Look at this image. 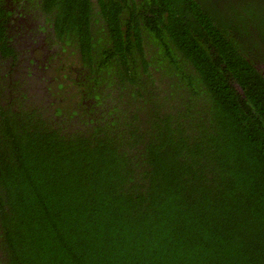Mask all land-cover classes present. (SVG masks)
<instances>
[{
    "label": "trees",
    "instance_id": "trees-1",
    "mask_svg": "<svg viewBox=\"0 0 264 264\" xmlns=\"http://www.w3.org/2000/svg\"><path fill=\"white\" fill-rule=\"evenodd\" d=\"M40 4L91 98L116 79L125 100L108 120L72 112L67 132L0 106V264H264V76L231 38L243 28L198 0Z\"/></svg>",
    "mask_w": 264,
    "mask_h": 264
},
{
    "label": "flooded vegetation",
    "instance_id": "flooded-vegetation-1",
    "mask_svg": "<svg viewBox=\"0 0 264 264\" xmlns=\"http://www.w3.org/2000/svg\"><path fill=\"white\" fill-rule=\"evenodd\" d=\"M91 1L94 5V12L97 14L100 11L98 0ZM2 2L0 8L3 11L0 13V22L4 25L3 36L6 39L4 41L0 40V106L4 107L3 110L8 107L6 104L10 100L11 90L16 85H19L25 99L16 108L14 106V113L21 111L18 109L20 104H34L35 109L33 111L36 114H42L41 111L49 112V117L51 118H47V121L64 122V125L60 126L64 128L63 131L67 132L69 128L67 117L70 111L66 110V113L64 112L65 115L64 113L62 114L61 120L58 119L60 115L56 113L61 107L57 96L59 90L54 92L52 88L48 89L53 81L45 73L48 71L45 68V65H48L46 57L48 55L53 56L54 52L50 50L51 37L60 39L59 35L63 34L56 33L54 28L52 15L55 12L57 13V11L56 9H52V11L46 10L40 4L42 0L38 2L39 4L32 0H2ZM198 3L202 4L205 9L208 7L216 21L222 19V22L229 23L232 28L237 25L243 28L241 29L242 35L240 38L232 29L231 38L244 43L247 47L243 50L246 54L245 58L255 63L257 72L260 71L264 76V0H198ZM248 3L252 4L257 12L258 8L261 11V15L259 14L260 17L262 16L260 28H256L258 19L251 20L252 24L248 23L245 26V22L243 24L234 16L244 11L242 9L244 6L241 5L248 6ZM215 5L218 7L216 8L218 11L214 8ZM146 11L147 9L144 7L141 9L144 14ZM182 14L183 17H187L189 13L186 8L183 9ZM95 18H98L99 21L95 22L94 33L98 30L100 32L101 29L102 33L109 36V30L104 19L100 15ZM189 20H193V17L190 16ZM47 23L48 25L45 26ZM3 44H6V48H3ZM76 49L77 47L74 50ZM6 51L11 52L6 53ZM79 55L81 57L80 53ZM92 78H94V75H91L89 68H84L81 74V81L85 87V98L89 97V99L84 102L87 105L85 111H81L82 113L90 114L91 117L108 120V114L113 109V105H118L116 102H122L125 99L123 96L120 97L121 94L116 91L117 85L109 87L108 83H112L114 79H111L107 84L106 81L99 80L101 84L96 93L98 94L96 96L99 97L96 99L94 97L91 98L86 91L94 90L95 88L96 84L92 81ZM90 108L95 113H90ZM74 110L77 111L76 109ZM80 112L77 111V116H80ZM82 115L84 117V114Z\"/></svg>",
    "mask_w": 264,
    "mask_h": 264
},
{
    "label": "rangeland",
    "instance_id": "rangeland-1",
    "mask_svg": "<svg viewBox=\"0 0 264 264\" xmlns=\"http://www.w3.org/2000/svg\"><path fill=\"white\" fill-rule=\"evenodd\" d=\"M53 24V23H50ZM48 23L45 25L47 26ZM50 50L54 51L53 56L48 55L46 61L48 65L45 68L48 69L45 73L49 75L50 80L53 81L50 87L54 92H58V100H60V109L64 113L69 109L70 113L80 112L82 109L79 104L85 101V87L81 81V74L87 65L84 64L82 58L79 55L78 48L74 50L77 46H68L64 44L58 37H51ZM5 80V79H2ZM115 81V82H114ZM110 82V81H109ZM107 84V82H106ZM114 85H121L116 79L109 84V87H114ZM4 87H6L4 85ZM25 99L23 92L20 90V86L16 85L10 93V100H8L6 108L9 112L13 114L14 106L15 108L19 103ZM84 100V101H83ZM6 102V101H5ZM21 111L32 112L35 109L34 104H20L18 107ZM43 113V112H42ZM62 113V114H63ZM64 113V115H65ZM77 113V112H76ZM35 114V113H34ZM78 114V113H77ZM84 114L80 112V116ZM41 115V114H38ZM45 115L43 114V117ZM48 116V115H47ZM48 118V117H45Z\"/></svg>",
    "mask_w": 264,
    "mask_h": 264
},
{
    "label": "clouds",
    "instance_id": "clouds-1",
    "mask_svg": "<svg viewBox=\"0 0 264 264\" xmlns=\"http://www.w3.org/2000/svg\"><path fill=\"white\" fill-rule=\"evenodd\" d=\"M106 25H107V24H106ZM107 28H108V27H107ZM0 101H1V100H0ZM42 112H44V111H42ZM46 112H47V111H46ZM47 115H48L47 117H49V112H47Z\"/></svg>",
    "mask_w": 264,
    "mask_h": 264
}]
</instances>
